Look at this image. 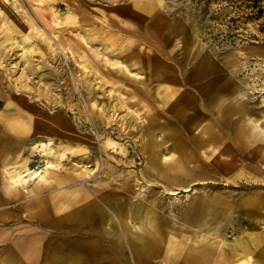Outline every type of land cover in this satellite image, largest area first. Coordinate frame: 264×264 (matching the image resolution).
I'll return each instance as SVG.
<instances>
[{
  "label": "rangeland",
  "instance_id": "rangeland-1",
  "mask_svg": "<svg viewBox=\"0 0 264 264\" xmlns=\"http://www.w3.org/2000/svg\"><path fill=\"white\" fill-rule=\"evenodd\" d=\"M262 100L264 0H4L0 159L6 146L26 157L47 141L54 156L77 152H66L53 189L31 186L1 203L0 187V216L9 217L0 237L37 234L42 208L48 221L74 225L63 228L67 242L82 243L74 231L84 229L83 203L106 215L115 204L114 216L129 217L137 201L154 210L162 232L150 264H170L175 250L193 264H235L245 250L264 264V145L242 135L244 118L264 130ZM143 141L161 161L145 165ZM133 223L138 230L141 217Z\"/></svg>",
  "mask_w": 264,
  "mask_h": 264
},
{
  "label": "crops",
  "instance_id": "crops-1",
  "mask_svg": "<svg viewBox=\"0 0 264 264\" xmlns=\"http://www.w3.org/2000/svg\"><path fill=\"white\" fill-rule=\"evenodd\" d=\"M56 175H58L57 172L50 174L49 177L54 187L58 185V182L55 181ZM9 198L11 197L2 194L1 203L3 201L8 202ZM79 210L81 212L77 222L81 221L80 223L84 225V229H81L82 233H80V230L74 231V237L84 238L82 243H76L72 240L71 243L67 242L71 231L66 232L63 228H71L72 230L75 228L74 225L64 223L62 219H55L50 222L45 219L46 210L40 208L35 215L37 216L38 226L42 230L37 234L27 235L26 233L21 236L0 237V244H5L0 249V264H150L152 258L158 255L160 242H163L158 223L156 232L148 235L147 246L141 252H138L133 245L131 255L128 252V247H126V259H124L121 256V247L109 241V238L105 236L104 229L109 230L116 237L121 236L117 227L113 226V223H117V221L112 210L109 209V214L106 215L100 205L91 200L83 203ZM69 217H74V215L71 214ZM7 219H9L8 216H0L1 226L6 223L5 220ZM16 222L18 221H14L13 224ZM47 228L52 231H46ZM4 253L9 255L10 258L3 259L1 256ZM176 255H178V252L175 250L172 261L168 259V262H171L170 264H193L183 263L180 258H176ZM79 258H82L81 263H73ZM194 264L199 263L196 260Z\"/></svg>",
  "mask_w": 264,
  "mask_h": 264
},
{
  "label": "bare ground",
  "instance_id": "bare-ground-1",
  "mask_svg": "<svg viewBox=\"0 0 264 264\" xmlns=\"http://www.w3.org/2000/svg\"><path fill=\"white\" fill-rule=\"evenodd\" d=\"M3 2L4 0H0V5L3 4ZM103 15L106 16L105 14ZM104 16H102V18H104L105 20ZM68 21L70 22L72 21V19L68 18L67 22ZM149 21L153 25L159 26L161 24L158 18V15L156 13L149 14ZM11 28H8V27L4 28V30H6L7 33L5 35L3 43L11 42L13 32L15 31L12 25H11ZM157 99L159 101H165L164 97L162 96L158 97ZM262 103L264 104V100H262ZM242 124H243V127L245 128V131L246 130L248 131V132H244L242 135H245L246 133L247 138L253 139L254 141H257V142H261L264 145V132H263L264 130L260 128V122L258 120L251 119V118H244ZM210 132L211 131H209V128H207L205 129L204 134L207 135V134H210ZM244 137L246 138V136ZM166 143L167 142H163L162 145L166 146ZM106 145L110 147L116 146L114 145V142L112 143L109 140L105 143V146ZM52 146L53 144L51 141L33 143L30 146V148H28V155L26 157L22 156L23 148L18 147V145L17 146L16 145L6 146L5 150H7V152H5V154L0 159V187H1L2 192L6 196L11 197V196L19 194L20 192H24L25 194L31 193L33 192V187L34 188H53L54 184L49 179L50 174L61 172L63 168L61 163L62 161L65 162V160L68 157L66 155L67 154L66 152L70 151L71 153H74L77 151H73L74 148H72V151L71 149H64L58 152L54 156V153H53L54 150ZM142 147H143L142 149L144 150V159H145L146 166H148L149 164L152 165V163H156L162 160V157L159 154V148L157 146L153 145L152 143H145L143 141ZM36 156L40 159V163H43V165L39 166L38 168H31L30 167V164L32 163L31 157H36ZM94 164H93L94 168L97 167V163H94ZM76 167L78 166H75V168L73 169L75 172L78 171ZM80 168H83V165L80 166L79 169ZM84 168H83L84 174L88 175V174H91L93 171V168L91 170H87V168L86 169ZM175 171H178V170L175 169ZM31 186L33 187L28 188ZM130 205L131 207L129 208L132 209V214L129 217L123 216L121 214H118V216L116 215V221L122 227V234L124 235L122 236V238L116 237L113 233H111L107 229H104V230H105V236L109 238V241H111L112 243L118 244L119 247L121 248L128 247V252L131 255L133 245L136 247V251L138 252H141L143 248L147 246L148 235H151L156 232L157 223H156V218L154 214L155 212L152 208L143 207V205L137 203V201H134ZM115 206L116 205L114 204L113 206H110V207H112V210H115ZM195 213L196 212H194L193 210L191 211L189 210L188 212L189 218L192 219L193 216L196 215ZM138 217H141V225L138 227L139 229L137 230L136 226L133 225L134 224L133 221H135V219H137ZM201 225H202V222L199 224V226ZM262 228L264 229V225ZM201 245L202 243H198V242L195 243L191 249H188V252L190 253V250H191V253H197ZM222 245H223L222 241L217 244L219 249L222 247ZM184 247L185 246L182 245V248ZM244 250L245 249H243V251ZM243 254H245V256H241V258L238 259L235 264H254L253 258L248 256V253L246 252V250L244 251ZM183 260H184L183 261L184 263H188L190 259L186 255L183 257ZM206 261L207 260L204 257H201L199 258L198 263L207 264ZM81 262H82V258H79L78 260H75L73 263H81ZM215 263L216 262H214L213 264Z\"/></svg>",
  "mask_w": 264,
  "mask_h": 264
}]
</instances>
